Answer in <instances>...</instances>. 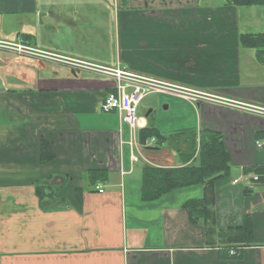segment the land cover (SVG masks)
I'll return each instance as SVG.
<instances>
[{"label": "crops", "instance_id": "crops-1", "mask_svg": "<svg viewBox=\"0 0 264 264\" xmlns=\"http://www.w3.org/2000/svg\"><path fill=\"white\" fill-rule=\"evenodd\" d=\"M89 9L126 19L106 31L70 19ZM252 9L264 17L261 6L199 0H0V264H264V172H256L264 169V63L239 39L264 33L240 23ZM113 30L114 61L103 56ZM18 40L212 95L185 100L195 109L191 129L223 136L230 175L144 201L146 169L181 164L171 140L158 149L155 139L140 141L149 122L156 127L152 113L140 117L132 147L120 115L101 111L112 77L1 47ZM43 147L53 157L46 163ZM189 202L211 215L193 223Z\"/></svg>", "mask_w": 264, "mask_h": 264}, {"label": "trees", "instance_id": "trees-1", "mask_svg": "<svg viewBox=\"0 0 264 264\" xmlns=\"http://www.w3.org/2000/svg\"><path fill=\"white\" fill-rule=\"evenodd\" d=\"M226 4L234 7H264V0H226ZM239 39L242 47L256 49L259 60L264 63V33L241 34ZM139 135L142 143L155 139V149L163 142L171 140V144L175 145L172 149L178 153L181 162L174 168L146 169L143 179L144 201H156L175 189L191 186L203 185L205 189H209L217 180L230 175V155L223 136L219 133L203 130L198 134L194 129H184L167 139L151 121L145 129L140 130ZM46 152L48 150L43 147V163L53 159L50 154L45 156ZM256 172H264V169L258 168ZM257 177L260 180V176ZM186 208L191 214H195L193 223L199 219L205 220V216L211 215L200 202H189Z\"/></svg>", "mask_w": 264, "mask_h": 264}, {"label": "built area", "instance_id": "built-area-1", "mask_svg": "<svg viewBox=\"0 0 264 264\" xmlns=\"http://www.w3.org/2000/svg\"><path fill=\"white\" fill-rule=\"evenodd\" d=\"M1 46L4 49L13 50L15 53L20 55L35 57L41 60L54 61L65 64L73 69L90 71L96 74L112 77L116 81V87L114 91L110 92L104 98L101 104V111L103 113L116 112L120 115L121 121L124 124H127L132 132V147H137V142L135 140L136 133L139 129L143 128L141 118L137 116L138 106L142 99L148 94H169L195 103L199 100H215L210 94H204L176 84L147 78L136 73H131L127 70L107 69L85 62H79L71 58L56 56L48 52L35 50L20 40H18L16 44L4 43L1 44ZM216 101H221V99ZM223 102L226 101L223 100ZM256 110L257 113H263L262 110ZM151 142L153 143L154 140ZM257 146L261 149L264 147V142L257 143ZM254 180L258 181V177H254ZM96 189L101 194L104 192V188L101 185H98ZM230 253L231 255L237 254L234 250Z\"/></svg>", "mask_w": 264, "mask_h": 264}, {"label": "rangeland", "instance_id": "rangeland-1", "mask_svg": "<svg viewBox=\"0 0 264 264\" xmlns=\"http://www.w3.org/2000/svg\"><path fill=\"white\" fill-rule=\"evenodd\" d=\"M204 1L207 8L219 7L222 6L223 3L226 4V0H199L200 3H203ZM120 5H122V3ZM253 10H258V9H252L248 11L242 10L240 12V23H245L248 24V26H252V27L264 26V17L261 18L255 17V15H253L254 12ZM71 15L72 18L70 19L74 20L77 23L76 26H103L105 28V31L107 30V26H112V27L117 26L118 18L120 24H122L121 21L123 17L124 19H126V16L123 15V13H120L119 15L117 14L115 15V12L114 11L112 12L110 9L105 11L104 14H99L96 13L95 10L89 9L86 10L83 14H80L79 16H74L73 14ZM40 19L42 20V17H40ZM45 21L47 24H49L51 20L49 21L47 17ZM60 25L67 26L66 24L64 25L62 22H60ZM148 26H156V24L152 23ZM258 29H263V28H258ZM93 31L94 33L97 32L96 29H93ZM251 31L257 32L256 30H252V29ZM259 31H263V30H259ZM112 35H113V40H111L109 36L104 39L103 56H105L107 59H112L114 61L116 56L114 30ZM20 41L23 42L22 40ZM9 44H16V42ZM110 44L113 48L110 47ZM10 51L14 52L13 50ZM185 100L187 99H183L169 94L150 93L139 104L137 110V116L144 117L147 114L152 113L151 117L154 119L156 127L162 133H166V134L176 133L183 129H191L194 127L196 122L195 109L193 108V105L186 102ZM174 146H175L174 144H171L172 148Z\"/></svg>", "mask_w": 264, "mask_h": 264}, {"label": "water", "instance_id": "water-1", "mask_svg": "<svg viewBox=\"0 0 264 264\" xmlns=\"http://www.w3.org/2000/svg\"><path fill=\"white\" fill-rule=\"evenodd\" d=\"M148 116H149V114L146 115V117H148Z\"/></svg>", "mask_w": 264, "mask_h": 264}]
</instances>
